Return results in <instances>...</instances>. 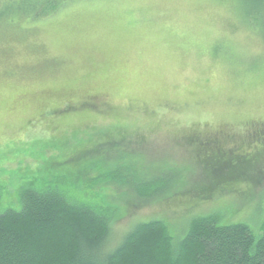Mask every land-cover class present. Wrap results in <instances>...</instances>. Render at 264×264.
<instances>
[{
  "label": "rangeland",
  "instance_id": "374dc122",
  "mask_svg": "<svg viewBox=\"0 0 264 264\" xmlns=\"http://www.w3.org/2000/svg\"><path fill=\"white\" fill-rule=\"evenodd\" d=\"M12 1L0 0L8 189L67 178L77 195H108L117 214L110 249L157 220L175 244L207 216L262 230L264 18L245 22L242 0H75L38 21L10 22ZM195 132L232 136L216 164L203 156L207 139L186 140ZM81 149L88 153L75 155ZM84 169L107 183L74 178ZM154 186L160 192L145 197Z\"/></svg>",
  "mask_w": 264,
  "mask_h": 264
},
{
  "label": "trees",
  "instance_id": "16d2710c",
  "mask_svg": "<svg viewBox=\"0 0 264 264\" xmlns=\"http://www.w3.org/2000/svg\"><path fill=\"white\" fill-rule=\"evenodd\" d=\"M73 1L13 0L4 5L10 6L9 16L4 19L38 21ZM241 3L243 13L249 17L245 22L250 24L264 18V0ZM54 114L57 112L46 113ZM118 139L120 136L107 138L110 142ZM84 150L75 155L88 153ZM76 160L47 162L44 168L52 170ZM5 163L0 161V169H4ZM84 170L74 172V178L79 176L86 183L90 174L95 180L97 177L98 185L107 183L101 172ZM218 172L222 176L223 169L213 172L217 178L221 177ZM12 175L6 169L0 176V264H264V226L256 232L246 223L220 224L213 216L194 220L176 244L168 225L157 220L137 225L116 248L110 249L112 220L117 214L113 207L109 211L105 205L108 195L102 192L90 193L88 197L77 195L74 188L63 185L67 178L35 179L17 187L15 192L5 183ZM159 192L154 186L145 197H154ZM84 198L88 200L82 201Z\"/></svg>",
  "mask_w": 264,
  "mask_h": 264
},
{
  "label": "flooded vegetation",
  "instance_id": "af4514ba",
  "mask_svg": "<svg viewBox=\"0 0 264 264\" xmlns=\"http://www.w3.org/2000/svg\"><path fill=\"white\" fill-rule=\"evenodd\" d=\"M202 139H207V143H206V145L204 147V150L205 151L208 150V152L202 151L203 152V156H206L208 159H218V160H220L222 158L221 143L222 142H224V143L230 142L231 139H232V136L228 137V136H223V135L217 134L216 136L215 135H211L210 137H203V133L195 132L191 136L188 135L186 137V140L193 141V142L195 140L199 141V140H202ZM209 145H210V147L207 149V147Z\"/></svg>",
  "mask_w": 264,
  "mask_h": 264
}]
</instances>
